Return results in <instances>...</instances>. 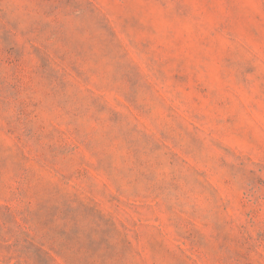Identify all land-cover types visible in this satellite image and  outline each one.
Returning a JSON list of instances; mask_svg holds the SVG:
<instances>
[{"label": "rangeland", "instance_id": "obj_1", "mask_svg": "<svg viewBox=\"0 0 264 264\" xmlns=\"http://www.w3.org/2000/svg\"><path fill=\"white\" fill-rule=\"evenodd\" d=\"M0 264H264V0H0Z\"/></svg>", "mask_w": 264, "mask_h": 264}]
</instances>
